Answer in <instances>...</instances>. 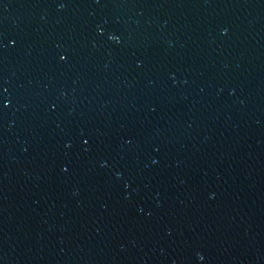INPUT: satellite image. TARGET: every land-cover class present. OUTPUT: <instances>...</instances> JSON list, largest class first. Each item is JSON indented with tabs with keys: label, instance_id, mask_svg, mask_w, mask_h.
<instances>
[{
	"label": "water",
	"instance_id": "1",
	"mask_svg": "<svg viewBox=\"0 0 264 264\" xmlns=\"http://www.w3.org/2000/svg\"><path fill=\"white\" fill-rule=\"evenodd\" d=\"M0 264H264V0H0Z\"/></svg>",
	"mask_w": 264,
	"mask_h": 264
}]
</instances>
